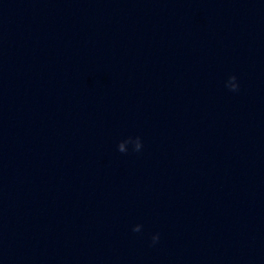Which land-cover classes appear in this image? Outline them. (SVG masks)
Instances as JSON below:
<instances>
[{"label":"water","instance_id":"obj_1","mask_svg":"<svg viewBox=\"0 0 264 264\" xmlns=\"http://www.w3.org/2000/svg\"><path fill=\"white\" fill-rule=\"evenodd\" d=\"M0 264H264V0H0Z\"/></svg>","mask_w":264,"mask_h":264},{"label":"clouds","instance_id":"obj_2","mask_svg":"<svg viewBox=\"0 0 264 264\" xmlns=\"http://www.w3.org/2000/svg\"><path fill=\"white\" fill-rule=\"evenodd\" d=\"M224 87L232 93L238 92L239 83L237 77L235 75H229L227 79L224 81ZM124 144H130L131 148L128 151H125ZM142 150H143V142L140 136L129 137L118 146V151L123 154H128L129 151L138 154L142 152ZM142 230H143V225L139 223L135 224L131 229L133 233H141ZM159 240H160V234L153 233L150 237V246H155L159 242Z\"/></svg>","mask_w":264,"mask_h":264}]
</instances>
